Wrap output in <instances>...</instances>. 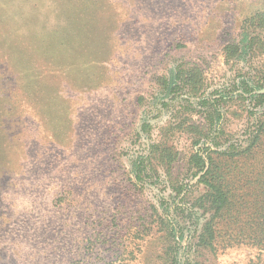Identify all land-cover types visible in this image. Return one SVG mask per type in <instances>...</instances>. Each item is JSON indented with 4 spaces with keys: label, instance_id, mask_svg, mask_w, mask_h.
Instances as JSON below:
<instances>
[{
    "label": "rangeland",
    "instance_id": "374dc122",
    "mask_svg": "<svg viewBox=\"0 0 264 264\" xmlns=\"http://www.w3.org/2000/svg\"><path fill=\"white\" fill-rule=\"evenodd\" d=\"M255 10L264 0H0V264H160L162 189L129 167L171 120L154 81L194 63L207 92L228 84L242 63L224 47ZM230 108L237 143L250 120ZM176 142L184 162L187 136ZM220 165L231 209L205 258L264 264V135ZM180 176L201 192L199 175Z\"/></svg>",
    "mask_w": 264,
    "mask_h": 264
},
{
    "label": "trees",
    "instance_id": "16d2710c",
    "mask_svg": "<svg viewBox=\"0 0 264 264\" xmlns=\"http://www.w3.org/2000/svg\"><path fill=\"white\" fill-rule=\"evenodd\" d=\"M223 58L242 66L237 77L215 92H207L205 74L194 63L177 64L156 77L157 98L161 97V105L171 107V120L159 126L157 135L129 158L130 172L140 187L154 179L162 189L155 204H150L154 232L161 239L160 264H211L205 254L216 251L219 221L231 209L220 161L249 154L264 135L263 11L255 10L242 19L239 38L225 45ZM234 104L251 121L237 143L230 142V133L224 129ZM148 128L143 120L137 134ZM182 135L189 145L184 162L176 142ZM184 170L191 177L199 175L196 184L202 186L201 192L185 188L180 176ZM253 239L256 245H264L257 236Z\"/></svg>",
    "mask_w": 264,
    "mask_h": 264
}]
</instances>
